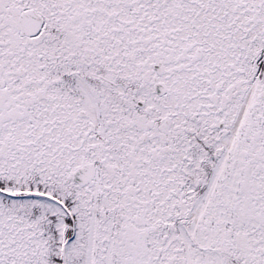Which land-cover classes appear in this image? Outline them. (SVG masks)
<instances>
[{"label": "snow or ice", "instance_id": "snow-or-ice-1", "mask_svg": "<svg viewBox=\"0 0 264 264\" xmlns=\"http://www.w3.org/2000/svg\"><path fill=\"white\" fill-rule=\"evenodd\" d=\"M0 264H264V0H0Z\"/></svg>", "mask_w": 264, "mask_h": 264}]
</instances>
